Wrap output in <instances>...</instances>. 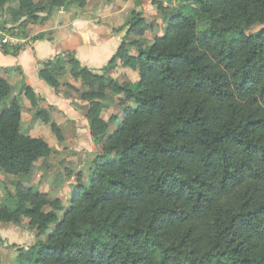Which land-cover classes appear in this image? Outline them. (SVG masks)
<instances>
[{
	"label": "trees",
	"instance_id": "16d2710c",
	"mask_svg": "<svg viewBox=\"0 0 264 264\" xmlns=\"http://www.w3.org/2000/svg\"><path fill=\"white\" fill-rule=\"evenodd\" d=\"M16 1L22 19L14 28L6 26L10 0H0L4 54L25 45L2 43L4 35L25 39L28 25L87 3ZM165 21L163 34L135 56L122 38L100 73L73 53L40 63L38 76L55 91L70 85L60 81L67 73L80 79L81 98L91 102L90 134L100 148L89 179L75 183L66 208L23 185L13 208L0 206V222L27 219L38 233L54 225L18 253L20 264H264V0H188ZM255 25L261 27L250 32ZM131 26L137 28L136 18L116 31L125 29V36ZM118 62L136 71L135 83L105 78ZM5 70L0 170L27 175L51 148L21 131V93L37 116L49 119L28 85L12 96ZM107 90L134 102L109 134L114 116L105 121L99 101ZM51 128L61 139L59 128Z\"/></svg>",
	"mask_w": 264,
	"mask_h": 264
},
{
	"label": "rangeland",
	"instance_id": "374dc122",
	"mask_svg": "<svg viewBox=\"0 0 264 264\" xmlns=\"http://www.w3.org/2000/svg\"><path fill=\"white\" fill-rule=\"evenodd\" d=\"M185 5H188V0H87L83 8L76 6L70 8H75L72 9L74 13H82L84 18H88L90 26L99 30H108L111 34L110 44L115 45L116 48L124 38V46H126L128 53L135 56L138 54V49H142L151 43L155 37L163 34V28L166 24L165 18L171 12ZM70 8L55 10L51 16L59 11L64 13ZM4 10L11 13V19L8 23L6 22L8 24L6 26L14 25V28L18 27L19 20L22 19V13L18 11L17 1L10 0ZM132 17L136 18L137 28L129 27L125 36V29L118 33L116 30ZM35 25L27 26L28 38H32L35 30L39 29V24L36 23ZM260 27L261 25H255L249 31L255 32ZM38 34L43 37L47 36L45 32ZM12 37L22 42L28 40V38L21 39L22 37L19 36ZM115 50L108 57H111ZM113 69L109 74H105L107 80L111 78L117 80L120 84H133L137 81L136 71L124 67L120 62ZM61 87L57 92H60L64 97H70L69 95H71L70 99L75 102V107L78 106L79 102H84L82 106L85 114L91 102L84 101L81 98L83 87L80 84H76V86L65 84V89L68 90L66 92ZM105 94V98L99 100L103 105V119L108 121L111 116H114L108 121L107 133L109 134L119 123L125 108L134 107V102L129 101L121 92L115 94L107 90ZM14 95L16 93L13 91L12 96ZM5 101L8 102L7 99ZM5 101L0 104V111L5 107ZM38 108L47 113L48 122L37 116L35 108L28 104L24 106L21 102V131L45 140L50 146L51 152L47 157L40 159L27 175H13L0 170V206L5 205L13 208L16 203V187L23 185L32 188V190L44 192L52 199L58 198L63 208H66L69 205V198L74 193L75 183L77 181L86 182L91 174L92 160L99 151L100 144H95L92 139V144L88 145L83 139L78 138L72 131L68 118L65 115H57V110L54 107H49L47 104L40 102ZM51 123H54L61 131V139L57 137L55 131L51 128ZM62 213L63 211L60 210L57 212L59 219ZM53 227L52 224L45 233H38L29 226L27 219H22L18 224L0 222L1 264H20L16 260L18 253L23 249L25 250L28 244L38 239H45L46 235L52 232ZM12 243H15L21 249L12 246Z\"/></svg>",
	"mask_w": 264,
	"mask_h": 264
},
{
	"label": "crops",
	"instance_id": "0c3cea01",
	"mask_svg": "<svg viewBox=\"0 0 264 264\" xmlns=\"http://www.w3.org/2000/svg\"><path fill=\"white\" fill-rule=\"evenodd\" d=\"M72 9L75 8H70L64 13L59 11L38 23L39 29L35 30L34 36L41 32H45L47 36L35 41L27 37L24 47L16 55L4 54L0 49V68L6 69L2 75L12 84L16 94L22 92L23 85H28L36 99L40 98L39 103L54 107L57 115H65L72 131L89 145L92 144L93 138L83 113L84 102H79V107H75V102L70 99L71 95L62 96L38 76L40 63L53 59L59 53H73L82 65L100 72L108 56L115 50L116 46L110 44L111 34L108 30L90 26L88 18H84L82 13H74ZM61 78L62 83L81 85L80 79L72 78L68 73ZM61 89L68 91L63 85ZM20 97L22 105H30L24 92Z\"/></svg>",
	"mask_w": 264,
	"mask_h": 264
},
{
	"label": "built area",
	"instance_id": "2783aa9c",
	"mask_svg": "<svg viewBox=\"0 0 264 264\" xmlns=\"http://www.w3.org/2000/svg\"><path fill=\"white\" fill-rule=\"evenodd\" d=\"M1 41L2 43H6V42L14 43L19 41V39L17 40V38L15 39V37L4 35Z\"/></svg>",
	"mask_w": 264,
	"mask_h": 264
}]
</instances>
